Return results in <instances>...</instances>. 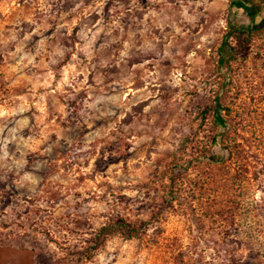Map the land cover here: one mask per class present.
Masks as SVG:
<instances>
[{
	"label": "rangeland",
	"instance_id": "rangeland-1",
	"mask_svg": "<svg viewBox=\"0 0 264 264\" xmlns=\"http://www.w3.org/2000/svg\"><path fill=\"white\" fill-rule=\"evenodd\" d=\"M244 7L0 0V264H264V32L218 64Z\"/></svg>",
	"mask_w": 264,
	"mask_h": 264
},
{
	"label": "trees",
	"instance_id": "trees-1",
	"mask_svg": "<svg viewBox=\"0 0 264 264\" xmlns=\"http://www.w3.org/2000/svg\"><path fill=\"white\" fill-rule=\"evenodd\" d=\"M236 2L244 3V14L248 19V23L241 25L234 20L227 23V32L224 35L221 46L218 49V64L220 68H228L230 64L237 58V54L243 51L250 43L253 37L264 32V19L258 21L261 14V8L254 4L252 0H236ZM218 107V104L215 106ZM220 121V120H219ZM146 226H131L124 221L115 222L113 225H107L100 229L95 247L101 243V239L109 235L113 230L118 229L124 235L129 237L136 236L142 232ZM91 248L95 250L96 248ZM85 254L76 252L65 264H77Z\"/></svg>",
	"mask_w": 264,
	"mask_h": 264
}]
</instances>
